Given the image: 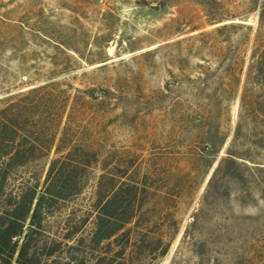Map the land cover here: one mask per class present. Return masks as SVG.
Listing matches in <instances>:
<instances>
[{
  "label": "rangeland",
  "instance_id": "1",
  "mask_svg": "<svg viewBox=\"0 0 264 264\" xmlns=\"http://www.w3.org/2000/svg\"><path fill=\"white\" fill-rule=\"evenodd\" d=\"M263 46L264 0H0V99L106 90L80 123L167 195L177 230L152 264H264Z\"/></svg>",
  "mask_w": 264,
  "mask_h": 264
},
{
  "label": "trees",
  "instance_id": "2",
  "mask_svg": "<svg viewBox=\"0 0 264 264\" xmlns=\"http://www.w3.org/2000/svg\"><path fill=\"white\" fill-rule=\"evenodd\" d=\"M203 37L184 41L201 51ZM255 55L264 96V46ZM237 66L241 71L242 63ZM24 87L0 99V264H152L163 258L177 230L168 237L159 225L174 221L167 195L139 179L123 156L106 152L80 123L108 92L71 96L58 82ZM257 107L264 118V101ZM212 112L211 105L196 111L203 119ZM209 146L215 155L216 145ZM88 190L86 203L78 204Z\"/></svg>",
  "mask_w": 264,
  "mask_h": 264
},
{
  "label": "built area",
  "instance_id": "3",
  "mask_svg": "<svg viewBox=\"0 0 264 264\" xmlns=\"http://www.w3.org/2000/svg\"><path fill=\"white\" fill-rule=\"evenodd\" d=\"M99 3H103V0H98Z\"/></svg>",
  "mask_w": 264,
  "mask_h": 264
}]
</instances>
